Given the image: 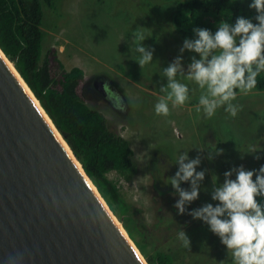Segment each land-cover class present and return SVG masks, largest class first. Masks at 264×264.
Wrapping results in <instances>:
<instances>
[{
    "label": "rangeland",
    "instance_id": "rangeland-1",
    "mask_svg": "<svg viewBox=\"0 0 264 264\" xmlns=\"http://www.w3.org/2000/svg\"><path fill=\"white\" fill-rule=\"evenodd\" d=\"M178 1L55 0L52 9L42 7L44 22L41 29L45 33L42 55L54 51L65 69L82 68L84 77L77 87L79 95L90 106L102 111L112 131L130 142L135 168L129 179L112 171L108 177L117 184L128 204L125 219L147 234V251L166 252L175 244L181 252L195 249L198 256L184 252L175 264H231L220 238L202 220L193 219L187 213L208 203L213 206L218 203L211 195L213 174L222 184L226 171L241 165L246 170L264 166V92L238 95L234 103L241 108L236 117L220 108L213 118L206 119L203 112L196 111L200 90L195 84H189L195 92L190 91L191 98L184 106L172 108L170 105L167 117L155 114V104L164 95L160 88L167 84V78L161 77L163 69L180 55L185 39H196L191 27L197 26L192 20L182 25L181 32L189 29L186 35L176 31L177 27L174 29V8ZM239 2L246 3V8L250 6L249 0ZM205 24L211 28L215 25L211 21ZM140 27L147 28L141 30L149 36L143 42L144 46L155 50L153 63L143 70L135 61L139 54L134 51L133 44V32ZM194 55L199 59L194 52L186 50L183 53L185 71ZM49 58L51 75L57 76L60 69ZM102 78L123 99V111L115 108L107 96L91 88L93 80ZM211 135L215 136V141ZM198 148H205V151L200 152ZM215 148L222 149L223 155L212 153L214 160L208 159L211 149ZM184 151L188 152L189 159L199 155L201 164L197 171H207L199 198L186 205V213L180 215L174 207L179 197L173 195V187L165 183L167 179L163 180L162 174L169 169H173L174 174L178 171L174 163ZM156 152L160 155L155 156L153 153ZM232 179H235V173ZM181 187L190 189V183L181 182ZM257 200L262 205L261 198L257 197ZM109 211L128 236L121 220ZM180 227L187 230L190 248H185L176 235Z\"/></svg>",
    "mask_w": 264,
    "mask_h": 264
},
{
    "label": "water",
    "instance_id": "water-1",
    "mask_svg": "<svg viewBox=\"0 0 264 264\" xmlns=\"http://www.w3.org/2000/svg\"><path fill=\"white\" fill-rule=\"evenodd\" d=\"M1 53L0 264H144Z\"/></svg>",
    "mask_w": 264,
    "mask_h": 264
},
{
    "label": "clouds",
    "instance_id": "clouds-1",
    "mask_svg": "<svg viewBox=\"0 0 264 264\" xmlns=\"http://www.w3.org/2000/svg\"><path fill=\"white\" fill-rule=\"evenodd\" d=\"M250 8L257 12L254 19L258 23L243 16L238 17L235 24L222 20L215 33L195 28L196 39L184 40L180 55L161 74L162 78H167V84L160 88L164 95L155 104L157 116H169L170 105L172 108L184 106L191 98L190 91L195 92L189 84H195L200 90L196 111L203 112L206 119L213 118L220 108L232 117L237 116L241 106L234 101L238 95L251 93L257 86L258 77L264 73V0H253ZM141 29L147 28L140 27L133 32V44L134 51L139 54L135 61L143 70L153 63L155 50L144 46L143 42L149 36ZM186 50L199 55V59L195 55L191 57L187 71L183 67ZM107 99L118 110H124L119 94L108 95ZM198 149L205 151V148ZM212 153L223 155V150L211 149L210 160L215 158ZM174 164L178 165V171L165 183L170 184L174 189L173 195L179 197L174 207L178 214L183 215L187 211L186 205L199 198L207 170L197 171L201 157L189 159L187 151L180 153ZM233 173L235 179H232ZM224 176V182L219 184V177L212 175V200L218 203L215 206L205 204L187 214L202 220L220 238L231 264H264V205L257 200V197H264V166L258 170H246L241 165L226 171ZM181 182H189L190 189L182 188ZM178 239L185 248L191 247L183 229L179 231Z\"/></svg>",
    "mask_w": 264,
    "mask_h": 264
},
{
    "label": "trees",
    "instance_id": "trees-1",
    "mask_svg": "<svg viewBox=\"0 0 264 264\" xmlns=\"http://www.w3.org/2000/svg\"><path fill=\"white\" fill-rule=\"evenodd\" d=\"M240 0H179L174 8L173 25L185 34L182 25L192 20L196 28H205L213 33L222 20L235 24L243 16L258 23L254 9L245 7ZM248 0H246L247 2ZM252 0H249L251 4ZM55 0H0V50L30 89L52 124L68 144L74 158L83 168L112 213L121 220L124 229L146 264H175L184 252L197 257L194 250L181 252L177 246L169 251H147V234L134 227L126 218L128 204L123 200L117 184L109 177L115 172L129 179L135 165L130 142L112 131L102 111L90 106L79 95L77 87L84 77L78 66L65 69L54 51L43 52L45 33L43 6L53 8ZM228 10V13H224ZM230 13V14H229ZM184 14L183 19L181 15ZM221 16V17H220ZM179 17L180 20H179ZM214 22V27L205 23ZM195 29L193 26L191 27ZM60 72L51 75L50 58ZM111 87L110 83H106ZM108 88V87H107ZM253 91L264 92V73L258 77ZM159 156L158 152L153 153ZM178 167V165H176ZM155 186V185H153ZM264 205V197H260ZM184 227H180L179 231ZM178 231V233H179ZM178 235V234H176ZM179 250V251H178Z\"/></svg>",
    "mask_w": 264,
    "mask_h": 264
},
{
    "label": "bare ground",
    "instance_id": "bare-ground-1",
    "mask_svg": "<svg viewBox=\"0 0 264 264\" xmlns=\"http://www.w3.org/2000/svg\"><path fill=\"white\" fill-rule=\"evenodd\" d=\"M1 54H2V53H1ZM3 57H4V56H3ZM4 58H5L6 64H8V66L10 67V69L14 72V74H15L16 77H17V79L20 81V83H21L22 86L25 88V90L28 92V94L30 95V97L32 98V100L34 101V103H35L38 107H40L39 102L34 98V95H33L32 92L30 91V89L27 87V85L24 83V81L21 79L20 75L17 74V72H16L14 66H13L12 64H10V63L7 61L6 57H4ZM40 110H41L42 114L44 115V117L46 118L48 124H49V125L52 127V129H54V130L56 131V133H58V135H59V131H57L55 125L52 124V122H51V121L49 120V118L46 116V114H45L44 111L41 109V107H40ZM60 139H61V137H60ZM62 142H63V141H62ZM66 145H67V144H65V141H64V146H65V148L67 149V151H69ZM69 153H70V152H69ZM76 164H77V166H78L79 168H81L77 162H76ZM81 169H82V168H81ZM82 171H83V170H82ZM88 181L90 182L91 187H92L93 190L95 191L96 195L98 196V198L100 199V201L102 202V204L104 205V207L107 209V206H106L105 202H104V201L102 200V198L100 197V195H99L98 191L96 190L95 186L93 185L92 181H91L90 179H89ZM107 210H108V212L111 214V212L109 211V208H108ZM111 218H112V220L115 222V224L117 225V227L120 229V231L122 232V234L126 237L127 241H128L129 244L132 246V248L136 251L137 256L139 257V259H140L141 262H142L143 259H142L141 256L138 254V251L135 249V247L133 246L132 242L129 240L128 236L126 235L125 231L123 230V228L120 226V224L117 222V220L115 219V217H114L112 214H111ZM143 263L145 264L144 261H143Z\"/></svg>",
    "mask_w": 264,
    "mask_h": 264
},
{
    "label": "flooded vegetation",
    "instance_id": "flooded-vegetation-1",
    "mask_svg": "<svg viewBox=\"0 0 264 264\" xmlns=\"http://www.w3.org/2000/svg\"><path fill=\"white\" fill-rule=\"evenodd\" d=\"M108 83L106 81L105 78H102L100 80H93L92 81V87L97 93H99L100 95L106 97L108 95H115L116 94V90L113 89V87L111 88L108 84V88H105V84ZM107 98V97H106ZM109 100V99H108ZM161 161V159H160ZM158 162V161H157ZM174 174V170L169 169L166 173L162 174V179H168L169 177H173Z\"/></svg>",
    "mask_w": 264,
    "mask_h": 264
},
{
    "label": "crops",
    "instance_id": "crops-1",
    "mask_svg": "<svg viewBox=\"0 0 264 264\" xmlns=\"http://www.w3.org/2000/svg\"><path fill=\"white\" fill-rule=\"evenodd\" d=\"M257 14V13H256ZM210 137V136H209ZM213 141H215V136L211 135L210 137Z\"/></svg>",
    "mask_w": 264,
    "mask_h": 264
}]
</instances>
